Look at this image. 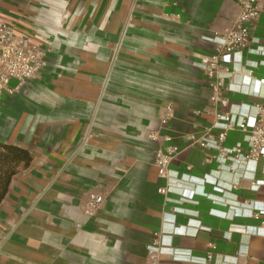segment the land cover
<instances>
[{
	"label": "crops",
	"instance_id": "0c3cea01",
	"mask_svg": "<svg viewBox=\"0 0 264 264\" xmlns=\"http://www.w3.org/2000/svg\"><path fill=\"white\" fill-rule=\"evenodd\" d=\"M239 13L236 0H0V16L48 49L40 73L0 95V141L32 156L0 203V264H204L208 251L206 264H264V161L194 142L225 110L197 63ZM250 35L264 52V10ZM233 59L222 94L251 116L264 63H250L264 54ZM167 144L178 153L165 178L153 160Z\"/></svg>",
	"mask_w": 264,
	"mask_h": 264
},
{
	"label": "built area",
	"instance_id": "2783aa9c",
	"mask_svg": "<svg viewBox=\"0 0 264 264\" xmlns=\"http://www.w3.org/2000/svg\"><path fill=\"white\" fill-rule=\"evenodd\" d=\"M236 1L240 6V13L234 27L222 38L216 53L202 56L197 63L213 79L210 83V102L214 105L218 104L225 110L214 113L210 129L201 137L194 138V142L206 151H218L219 156L225 157L231 162L252 161L257 163L260 160L264 161V97L260 102L254 104L253 115L233 114L227 109L229 103L222 94V90L226 88L225 79L230 77L232 72H229L227 67L224 71H220L219 67L232 64L234 54H241L244 50L264 54L260 46L255 49L249 47L251 43L258 42V38L250 35V29L264 10V0ZM47 52L48 49L41 48L28 36L17 33L14 27L0 16V95L18 90L40 73L47 64ZM241 61L239 59L240 63ZM260 63H264V60L254 61L250 64L256 66ZM12 80L16 81L14 87L10 86ZM164 109V114L160 117L162 124H165L172 116L171 104H166ZM231 130L242 132V140L231 147H224L223 142ZM177 153L178 148L174 144H167L163 150L155 151L153 161L159 176L165 178L169 176V163ZM229 165L231 166L232 163ZM260 185L264 186V181L260 184L253 181L255 189ZM171 186L167 183L166 186L158 188V191L166 193L171 189ZM183 194L185 195L182 192L181 197L184 196ZM90 197V205L101 201L100 196L90 195ZM260 212L264 213V208ZM247 215H252V213L249 212ZM262 227L264 229V221H262ZM152 250L150 248L149 252ZM210 259L211 251H208L202 263L206 264Z\"/></svg>",
	"mask_w": 264,
	"mask_h": 264
},
{
	"label": "trees",
	"instance_id": "16d2710c",
	"mask_svg": "<svg viewBox=\"0 0 264 264\" xmlns=\"http://www.w3.org/2000/svg\"><path fill=\"white\" fill-rule=\"evenodd\" d=\"M31 160L27 148L0 141V203L8 191L11 178L20 168L29 166Z\"/></svg>",
	"mask_w": 264,
	"mask_h": 264
}]
</instances>
